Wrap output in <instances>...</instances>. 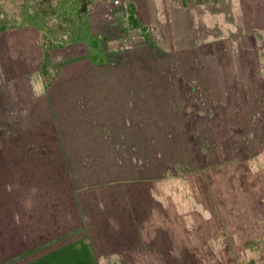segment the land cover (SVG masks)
Listing matches in <instances>:
<instances>
[{
    "label": "rangeland",
    "instance_id": "374dc122",
    "mask_svg": "<svg viewBox=\"0 0 264 264\" xmlns=\"http://www.w3.org/2000/svg\"><path fill=\"white\" fill-rule=\"evenodd\" d=\"M127 4L91 0L90 33L114 22L116 9L118 20L125 16ZM119 41L116 54L84 75L57 80L52 131L39 127L30 139L8 142L0 126V264H106L116 254L104 246L118 241L124 214L138 231L143 206L168 190L197 177L240 180L247 164H259L264 107L240 110L242 82L219 74L208 78L219 96L210 107L205 74L221 73V58L194 61L136 41L131 52L129 38ZM4 142L16 145L15 157H1Z\"/></svg>",
    "mask_w": 264,
    "mask_h": 264
},
{
    "label": "crops",
    "instance_id": "0c3cea01",
    "mask_svg": "<svg viewBox=\"0 0 264 264\" xmlns=\"http://www.w3.org/2000/svg\"><path fill=\"white\" fill-rule=\"evenodd\" d=\"M127 3L125 16L118 20L120 11L114 10V22L99 25L95 35L90 33L86 21L88 8L80 15L74 14L68 27L61 29L58 25L50 28L42 17L26 16L25 10V26L0 29L2 139L8 142L30 139L28 135H36L39 127L52 131L55 117L51 102L57 80L84 75L93 65L116 54L115 47L123 35L131 42L128 48L131 52L136 41L137 47L147 42L159 53L180 57L190 54L194 61L221 58V73L212 67L205 74L206 93L213 102L210 107H215L219 96L214 99L216 91L209 86L208 78L214 83L218 74L227 83L232 77L242 82L236 103L240 110L248 105L254 113L264 107V0H127ZM255 4L259 10L252 9ZM61 6L59 2L56 16L76 10L73 4H66L65 10H60ZM35 22L47 31H40ZM42 38L48 43V51L38 60ZM43 60L53 72L50 81L42 85L35 78L30 97H23V102L16 100L22 87L39 71L48 74V67L44 71L41 68ZM251 97L252 105L251 101L247 103ZM239 120L242 123V117ZM15 146L10 145L11 152L5 143L1 157H15ZM256 156L259 164H247L248 173L240 180L230 174L222 180L193 178L173 191L168 190L155 203L144 205L141 212L144 217L137 216L141 217L142 227L138 231L128 223L131 214H124L125 229L114 234L118 241L104 246V252L116 254L110 256L109 264H264V149ZM4 163L9 164L5 160ZM255 174L259 176L256 178ZM159 191L163 192V188ZM117 254H127L126 260Z\"/></svg>",
    "mask_w": 264,
    "mask_h": 264
},
{
    "label": "flooded vegetation",
    "instance_id": "af4514ba",
    "mask_svg": "<svg viewBox=\"0 0 264 264\" xmlns=\"http://www.w3.org/2000/svg\"><path fill=\"white\" fill-rule=\"evenodd\" d=\"M64 1L65 0H0V29L3 26H11L15 29H20L25 26L23 10H25L26 16L44 18L45 23L50 28L56 25H58L59 29H61L62 26L68 27V23L71 22V18L64 12L57 16L55 14V9L57 8L59 2ZM249 1L252 2V0ZM72 2V4L76 6L75 15H80L91 4V0H72ZM256 3L258 4V1ZM257 4H255L252 9H257ZM255 17L256 14H253L252 18L255 19ZM58 20H61V23H58ZM41 41V47H39L37 51L39 55L38 60L43 59L46 51H48V43L46 40L42 38ZM46 67H48L49 70L48 74H46V72L44 73L39 71L36 76L30 79L28 83L22 87L16 100L23 102V97H30V88L34 86L33 84L35 78L40 80L39 83L42 85L47 84L50 81L53 72L49 69V63L43 60L41 63L43 71Z\"/></svg>",
    "mask_w": 264,
    "mask_h": 264
},
{
    "label": "water",
    "instance_id": "95a60500",
    "mask_svg": "<svg viewBox=\"0 0 264 264\" xmlns=\"http://www.w3.org/2000/svg\"><path fill=\"white\" fill-rule=\"evenodd\" d=\"M257 10H259V6L257 7Z\"/></svg>",
    "mask_w": 264,
    "mask_h": 264
}]
</instances>
